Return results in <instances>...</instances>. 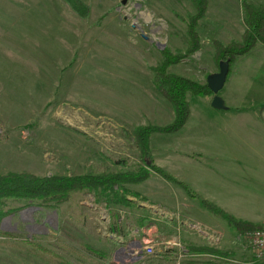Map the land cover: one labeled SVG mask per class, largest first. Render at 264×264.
Masks as SVG:
<instances>
[{
	"label": "rangeland",
	"instance_id": "obj_1",
	"mask_svg": "<svg viewBox=\"0 0 264 264\" xmlns=\"http://www.w3.org/2000/svg\"><path fill=\"white\" fill-rule=\"evenodd\" d=\"M79 1L87 18L64 0H0V175L135 172L142 161L134 131L175 120L153 69L164 50L186 54L192 0ZM244 1L263 2L210 0L196 28L199 49L168 73L206 85L218 72L214 42H241ZM218 95L231 111L209 107L212 96L188 94L183 128L150 137V161L176 183L149 171L142 183L123 186L122 202L99 190L57 207L5 200L0 231L12 237L0 235V264H113L117 251L138 243L152 254L128 264H187L189 248L248 261L244 235L202 201L264 223V132L250 122L264 106L263 44L234 60Z\"/></svg>",
	"mask_w": 264,
	"mask_h": 264
},
{
	"label": "trees",
	"instance_id": "obj_2",
	"mask_svg": "<svg viewBox=\"0 0 264 264\" xmlns=\"http://www.w3.org/2000/svg\"><path fill=\"white\" fill-rule=\"evenodd\" d=\"M70 8L81 18H87L89 9L79 0H64ZM210 0H192L195 14L188 18L187 35L189 47L185 55H173L168 50L162 52L161 64L153 69L154 86L163 97L172 105L175 120L166 127H140L133 137L141 154L142 166L135 172L118 173H92L82 176H45L38 177L30 173L19 172L0 175V208L5 200H25L40 207H57L68 203L74 193L92 192L99 190L102 193L112 194L117 202H122L123 186L126 184H139L149 178V171H154L168 181L175 182L169 174L153 165L150 161L149 142L154 133L171 134L183 128L190 115V107L186 100L188 94L195 97L213 96L207 85H199L191 80L169 74V67L178 64L187 55L195 53L199 49V35L196 32L197 25L204 18ZM245 31L240 43H232L224 47L219 42H214L215 62L229 61L230 67L237 57L245 56L257 44L264 45V0L262 4L255 6L242 3ZM180 185L186 189L185 185ZM203 207L214 216L223 220L229 227L235 229L239 236H243L258 228L259 225L239 220L216 205L202 201ZM4 214L0 211V221ZM0 235L12 237L0 231ZM28 242V241H27ZM30 243V242H28ZM188 252H210L222 255L215 249L189 248ZM67 264V263H66ZM192 264V263H187ZM262 264V263H254Z\"/></svg>",
	"mask_w": 264,
	"mask_h": 264
},
{
	"label": "built area",
	"instance_id": "obj_3",
	"mask_svg": "<svg viewBox=\"0 0 264 264\" xmlns=\"http://www.w3.org/2000/svg\"><path fill=\"white\" fill-rule=\"evenodd\" d=\"M188 227L192 230L197 231L201 234L205 239L209 242L218 243L219 239L216 238L212 233L207 232L206 230H202L199 226L189 224ZM243 242L250 254V259L244 262H237L230 258H224L219 254L215 253H190L187 250H184V257L189 262L195 263H210L211 264H254V263H262L264 264V223L258 226L257 229L246 233L243 236ZM145 251H147V255L152 254V250L148 249V247H144L141 244H136L134 249H120L114 255L113 264H128L132 261L140 260L145 255Z\"/></svg>",
	"mask_w": 264,
	"mask_h": 264
},
{
	"label": "water",
	"instance_id": "obj_4",
	"mask_svg": "<svg viewBox=\"0 0 264 264\" xmlns=\"http://www.w3.org/2000/svg\"><path fill=\"white\" fill-rule=\"evenodd\" d=\"M228 74L229 61L226 60L219 62L217 73L210 74L206 78V85L213 95L210 105L216 110H227L225 102L218 94L223 89L227 81Z\"/></svg>",
	"mask_w": 264,
	"mask_h": 264
},
{
	"label": "crops",
	"instance_id": "obj_5",
	"mask_svg": "<svg viewBox=\"0 0 264 264\" xmlns=\"http://www.w3.org/2000/svg\"><path fill=\"white\" fill-rule=\"evenodd\" d=\"M211 102V101H210ZM226 105V104H225ZM209 107H211V105H210V103H209ZM212 108V107H211ZM264 106L263 107H261L260 108V110H258V112L256 113V114H253L252 113V111H251V115H252V119L250 120V122H251V125H252V127L255 129V130H258V129H260L261 131L263 130V132H264ZM212 109H214V108H212ZM215 111H223V112H229V111H231L229 108L227 109V110H216L215 109ZM249 112H250V110H249ZM252 147V146H251ZM184 176H182V178H183ZM185 180V179H184ZM187 182H190L188 179L186 180ZM228 188H230L229 186H228ZM233 196L236 194V196H237V193H235L236 191H235V188H233ZM231 197V195H230V189H229V193H228V195H227V200H228V204L230 203L229 202V198ZM245 221H248V222H251V221H249L248 219H244ZM264 220V219H263ZM262 220V221H263ZM259 222V223H258ZM260 222L261 221H256V222H251V223H254V224H260ZM262 223V222H261ZM188 263H192V264H201V263H195V262H188ZM204 264H211V263H204Z\"/></svg>",
	"mask_w": 264,
	"mask_h": 264
},
{
	"label": "bare ground",
	"instance_id": "obj_6",
	"mask_svg": "<svg viewBox=\"0 0 264 264\" xmlns=\"http://www.w3.org/2000/svg\"><path fill=\"white\" fill-rule=\"evenodd\" d=\"M30 214H31V210H28V211H26V212L24 213V215H26V216H30Z\"/></svg>",
	"mask_w": 264,
	"mask_h": 264
}]
</instances>
